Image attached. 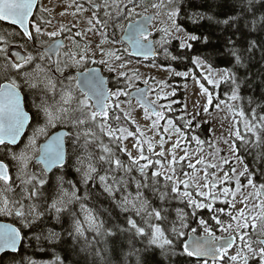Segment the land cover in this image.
<instances>
[{
	"label": "snow or ice",
	"instance_id": "6c2138e0",
	"mask_svg": "<svg viewBox=\"0 0 264 264\" xmlns=\"http://www.w3.org/2000/svg\"><path fill=\"white\" fill-rule=\"evenodd\" d=\"M88 3L92 10L88 31L102 37L96 45L101 55L99 61L94 58L96 52L90 44H84L81 48L79 42H74L75 49L65 50L63 42L53 39L70 29L60 26L57 31L48 32L41 24L50 25L51 21L44 20L42 16L33 19L39 0H0V22L16 26L19 31L12 34L21 35L26 41L32 42V50L20 45L25 47V54L0 47V57L4 60L3 71L15 72V76H6V82L0 83V216L12 217L21 225L0 224V254L19 252L28 235L25 229H35L44 222L46 216L60 223L61 214L68 211L70 204L81 199L77 195L75 183L67 181L70 189L64 187L66 170L74 168L85 188L90 181H98L117 207L129 213L126 217L127 227L122 231L146 239L149 248H159L162 253L174 252L179 241L182 249L180 254L192 258L190 264H264V182L257 184L247 165L240 172L232 167L231 176L225 172L218 181L215 173L210 176L207 172L209 167L215 168L217 165L207 164L203 158L192 163L186 148L183 149L185 155L178 159L176 149L186 137L172 119H168L164 126L159 124L160 120L165 119V113L154 106L155 101L145 99L147 92L144 89L137 90L135 96L137 103L144 109L145 119L156 117L151 129L159 134L160 127H163L164 133L171 132L178 139L169 150L171 159L165 163L161 159L165 157V138L161 136L160 151L156 152L151 140L137 127L139 138L133 148L137 149L138 155L133 156L124 141L136 133L125 126L130 113L123 111L121 104L124 101L120 100L122 96L130 97V93L120 88L113 91L99 69L87 68L89 62H98L109 65V72L116 71V67L111 66V60L122 59L116 52L103 48V45L115 42L108 39L107 33L113 13L116 14V23L111 26L118 27L123 33L119 42L127 44L123 52L129 56H143L145 59L155 57L158 46L166 58L176 60L178 57L167 47L174 40H178L177 47L181 51L192 50L198 42L207 45V35L198 34V30L186 31L178 22L182 18V5L187 0H100L99 3L97 0H88ZM87 10L82 7L77 9ZM39 11L44 12L46 9L40 7ZM161 16L167 17V23H161L156 28L160 33L157 40L150 29ZM121 19L130 23L125 26L120 23ZM189 19L193 24H198L202 19L211 21L212 17L194 13ZM231 19L221 23L227 25ZM75 35L82 36V33L76 32ZM229 43L234 42L229 38ZM229 52L235 61L233 67H243L241 50L234 46ZM105 56L109 59H105ZM40 62H48L47 70ZM192 62L206 70L203 79L208 84L218 89L221 83H230L232 88L228 98L232 101L240 99V85L233 68L213 69L201 56H195ZM118 67L127 66L121 63ZM85 68L86 71L83 70ZM70 69H75V73ZM49 72L59 73V76L49 75ZM39 73L44 75L38 82L36 75ZM175 75L186 76L187 73L175 72ZM120 77H125L128 87H131L133 77L119 72L117 82ZM38 83L43 84L39 102L35 99L29 101L23 89H36ZM144 83L147 85L148 81ZM200 87L202 93L207 95L208 105H212V93L203 84ZM161 98L157 93V100ZM221 103L226 101H220L215 107L219 108ZM128 104L130 107L131 99ZM164 107L161 105L160 109ZM227 107L229 111H236L231 104ZM167 108L171 110L170 105ZM204 111L207 112L208 108L205 107ZM238 114L242 118L245 116L243 110H239ZM243 123L244 134L237 128L235 138L242 143L264 146V115L258 116L253 110L250 119H244ZM184 126L190 127L191 121H187ZM22 138H26V143L20 151H16L14 146L20 144ZM192 140L198 145L202 143L196 136H192ZM144 144L148 145L147 151L144 150ZM231 151L236 154L235 143L231 145ZM122 155H126L127 160L122 159ZM153 156L158 158L153 160ZM236 159L243 164L239 156ZM181 161H187V168L193 171H182V166L178 167ZM223 163L228 164L229 160L225 158ZM197 164L203 166L202 184L196 175L199 171ZM12 168L15 169L14 175L11 173ZM133 172L138 173V177L133 176ZM49 173H52L54 183L50 182L52 178ZM181 176L185 178L181 179ZM233 176L236 177L235 189L223 187L217 190L218 184L232 183ZM241 176L246 179V185L241 184ZM132 184L135 185L134 194L129 191ZM243 188H251L252 191L243 195ZM145 190L158 194V206L150 204ZM237 193H240L239 203L243 205L238 210ZM173 200L179 201L184 208H176L175 219H170L167 205ZM217 202L228 205V210L216 207ZM205 210L209 213L207 218L198 215ZM80 212L83 221L74 219L69 235L83 237L85 231L100 235L104 222L83 203L80 204ZM222 216H227L228 220L225 221ZM190 220H195L197 224V227L191 228V234L187 231ZM198 229L202 235L196 234ZM217 230L221 235L216 234ZM104 231L107 235H113L111 230ZM35 238L40 239L39 236ZM44 238L56 243L60 234L49 229ZM234 247L235 254L230 255L229 250ZM28 264H37V261L29 260ZM48 264L64 262L57 256Z\"/></svg>",
	"mask_w": 264,
	"mask_h": 264
},
{
	"label": "trees",
	"instance_id": "16d2710c",
	"mask_svg": "<svg viewBox=\"0 0 264 264\" xmlns=\"http://www.w3.org/2000/svg\"><path fill=\"white\" fill-rule=\"evenodd\" d=\"M194 13L210 16L212 20L202 19L198 24H193L189 17ZM182 17L178 22L186 31L198 30V34L209 37V43L205 45L198 42L192 50L181 51L177 47L178 43L173 42L169 48L178 59L164 61L157 58L156 61L180 72H196L192 59L201 56L214 69L233 68L240 85V99L237 100L236 106L245 114L242 120L250 119L253 110L258 116L264 115V0H187V3L182 5ZM229 18H232L229 24L221 23ZM229 38L234 43H229ZM234 46L241 50L243 67H233L235 61L229 50ZM231 88L230 83H221L218 89L210 87V90L221 99L228 100ZM181 94L178 96L182 97ZM36 98V94L32 93L30 101ZM125 126L130 131L135 130L128 122ZM208 127V124H202L197 131V135H201L204 142L207 141V135L210 133ZM243 129L244 127L241 128L242 135L245 131ZM237 148L238 156L254 174L255 182L257 184L264 182L262 176L264 146L239 141ZM121 158L127 160L125 155ZM72 169L66 170L65 181L72 179L77 183V195L81 199L70 205L67 212L61 214L60 223H56L51 216H46L44 222L35 229H25L28 235L22 242L19 252L3 254L0 264H28L29 260H35L37 264H48L57 256L64 264H190L192 258L180 254L182 249L179 241L176 242L174 252L162 253L159 248H149L146 239L122 231L127 227L126 217L129 213L122 212L97 181H90L87 188L83 184H78L79 178ZM50 178H52L50 182L54 183L52 175ZM150 191L145 190L150 204L158 206L160 204L158 194L154 195ZM85 192H87L86 198ZM50 202L51 199L48 203ZM81 203L92 209L99 220L104 222V229L101 230L100 235L93 231H85L83 237L69 235L73 229L74 219H82L78 210ZM167 207L169 218L175 219V209L184 208V205L173 200ZM198 215L207 218L209 213L205 210ZM190 222V229L197 227L194 220ZM12 223L16 227L21 226L15 221ZM49 229L60 234V239L56 243H50L44 238ZM104 230H111L113 235H107ZM36 236L40 239L37 240Z\"/></svg>",
	"mask_w": 264,
	"mask_h": 264
},
{
	"label": "rangeland",
	"instance_id": "374dc122",
	"mask_svg": "<svg viewBox=\"0 0 264 264\" xmlns=\"http://www.w3.org/2000/svg\"><path fill=\"white\" fill-rule=\"evenodd\" d=\"M74 1H79V0H44L43 8H45L46 10H50L54 19H57L58 22L61 23L60 26L65 27V25H69L71 27V31H70L71 34L74 32L75 33L81 32L82 36H77L78 39L84 42V43H79L81 48L83 47L84 44H90L92 46V50H95L96 52L94 58L97 61H99L101 59V55L99 49H96V45L100 42L101 38H99L98 35L96 36L94 32L88 31V28L90 27V25L88 24V19L92 16V10L91 8H88L86 6H82L83 9H88V10L77 11V9L80 8V6L75 4ZM144 2H148V0H144ZM137 11H142V9H138ZM126 22L127 20L124 19L120 20V23L125 24ZM153 23L155 26L152 27L150 30L153 32V37H155V39L158 40L160 37V33L156 31V28L160 27L161 23L166 24L167 17L161 16L159 20L154 21ZM60 26L54 28V24H51L45 30L48 32L57 31L60 28ZM115 28L116 31L108 30V32L110 31L108 34V39L110 41H115V42L107 43L103 45V48L106 51L116 52V54L120 55L122 59L119 61L114 59L111 60V66L116 67V71H112V72L108 71L109 65L99 63V65H101V69L103 70L104 74L109 78V81L112 83L110 89L115 91L117 88H120L122 90H127L129 93H131L134 90H137L141 86L147 87L149 89L150 91L148 95L149 100L155 101L156 107L159 110L164 111L165 113V119L160 120L159 124L161 126H164L166 125L168 119H172L176 127L180 128L186 137V139L181 140L180 147L176 149V156L178 159L179 157L185 155L183 149L186 148L188 150L192 163L195 164L197 159L203 158L207 164H216L217 167L215 168L209 167L207 169V172L209 173L210 176L211 174L215 173L218 181L220 178L224 176L225 172H229V175L231 176L230 169L232 167H235L237 169V172L242 171L245 164L239 163L236 159V156H238V148L235 155L231 151V145L233 143L237 145V142L240 141L235 138L234 133L236 129L239 128L241 132V128L244 127L242 117L238 114L239 107L236 106L237 101H232L230 99L224 100L221 99L218 95L212 93L210 87L214 88L213 85L208 84L207 81L203 79V74H205L206 70L198 67L196 64H195L196 72L187 71L184 72L187 73L186 76H178L175 75V72H180V71L174 69L173 67L162 65L156 60H153L150 63H148L147 61L133 59L126 52H121L126 46L122 45L117 40L116 37L120 36L121 31L119 30L118 27ZM174 41L178 43V40H174ZM174 41H172V43ZM74 42H78L76 41V38L73 37L69 39L68 49H75ZM167 47L168 50L171 52L169 45H167ZM157 49L159 54L158 58L160 60L165 61L170 59V58H166L163 55V50L159 49L158 46ZM89 54L91 55V51ZM104 58L109 59L107 56H105ZM121 63L125 64L127 67L119 68L118 65ZM119 72H125L127 73L128 77H133L131 87H128V80L125 77H120L119 82H117V76ZM40 74L41 73L36 75V79L38 82L43 78L40 76ZM145 80L148 81L147 85L144 83ZM41 84L42 83H38V85ZM201 84H203L204 87L207 88L210 93H212L213 95L212 105H208L207 95L202 93L200 87ZM157 93H159V95L162 97L159 100H157ZM180 93H182L181 100L176 98L177 94L179 95ZM36 96H37L36 102H39L40 96H38V94H36ZM129 99H130L129 97H123V96L120 97V100L124 101V103L121 104V108L123 109V111L130 113V119L127 122L130 126H132L135 129L132 132L136 133V129L137 127H139V129L144 133V136L149 140H151V142L154 145V150L156 152L160 151L159 140L161 136H163L167 142L164 145L165 157L161 159H163L164 162L167 163V161L171 159V156L169 155V150L172 149L173 144L178 139V137L176 135H173L171 132L164 133L163 127H160L159 134H157L156 130L151 129L152 121L155 120L156 117L151 116L150 119H145L144 109L141 106H139V104L135 100L132 99H131V106L129 107L128 104ZM220 101H226V103H221L220 107L216 108L215 105L220 103ZM228 104H231L233 108L236 109V111L235 112L229 111L227 107ZM161 105L165 107L163 109H160ZM168 105L171 106V110H168L167 108ZM205 107L208 108L207 112L204 111ZM121 115H123V112H121ZM187 121H191L190 127L184 126ZM237 121H239V123H237ZM202 124H208L211 137H209L206 142H204V140L201 139L200 141H202V143L198 145L196 141L192 140V136L197 135V131ZM137 138H139V133H136L134 136L128 137V139L124 141V145L126 146L128 151L132 153L133 156L138 155L137 149L133 148V144L136 142ZM143 147L144 150L147 151L148 145L144 144ZM157 158L158 157L156 156L152 157L153 160ZM225 158L229 160L228 164L223 163V159ZM181 166H182V171L184 172L191 173L193 171L192 169L187 168V161H181V165L178 167ZM196 168L199 170L196 173V175L200 178V182L202 184L204 177L203 166L197 164ZM33 170H38V169H33ZM132 175L138 177L136 172L135 173L133 172ZM184 178L185 177L181 176V179ZM235 179L236 177L233 176L232 183L218 184L217 190L222 189L223 187H230L232 189H235ZM239 179L242 185H246L247 181L244 177L241 176L239 177ZM64 187L70 189V186L67 182L64 184ZM129 191L133 192V194L135 193L134 184L130 186ZM251 191H252L251 188L242 189L243 195H247ZM150 192L152 193V191ZM145 195L147 197L146 192ZM229 199H231V197H229ZM240 199H241V195L240 193H237L236 210L243 207V205L239 203ZM75 202L76 201H74L73 203ZM215 206L225 208L226 211L228 210V205L222 202H217ZM81 216H82L81 221H83V215L81 214ZM223 219L227 221L228 217L223 216ZM187 231L190 232L191 229L189 228ZM216 234L218 236L221 235V233L218 230ZM229 254L230 255L235 254V247L233 249H230ZM250 264H255V262H250Z\"/></svg>",
	"mask_w": 264,
	"mask_h": 264
},
{
	"label": "flooded vegetation",
	"instance_id": "af4514ba",
	"mask_svg": "<svg viewBox=\"0 0 264 264\" xmlns=\"http://www.w3.org/2000/svg\"><path fill=\"white\" fill-rule=\"evenodd\" d=\"M99 2H100V0H97V3H99ZM74 3L77 4V5L80 6V7H82V6H86V7H88V8H91V7L89 6L88 0L74 1ZM43 6H44V0H39V4H38V6H37V9L34 11L33 19L35 20L37 17H41V16H42L44 20L51 21V24H54V28L60 26L61 23H59L57 19H54V17H53V15H52V13L50 12V10H46V11H44V12H40V11H39V8H40V7H43ZM150 12H151V10H150ZM101 15H102V13H101ZM138 18H139V17H136V19H138ZM115 20H116V14L113 13V19H112V21H110V26H109V28L107 29V33H108V34H109V32H110L111 30L116 31V28L113 27V26H111V25H113V24L115 23ZM128 23H130V21H127V22L125 23V26H127ZM51 24H50V25H51ZM50 25H49V24H41V27L44 28V29H46V28H48ZM65 28H66V29H70V31H71V27H70L69 25H65ZM108 30H110V31L108 32ZM18 31H19V30H18V28H17L16 26H12V25L6 24V23H4V22H0V38H2V39H0V47H8V49H9L10 52H17V51H18V52H20L21 54H25V47H26L27 49H29V50H32V42H28V41H26V38H22L21 35H18V34H12V33H16V32H18ZM70 31H65V32H63L61 35H59V36L53 38V39L56 40V41H61V42H63L64 45L66 46V47H65V50L68 49L69 37H71V38L74 37V38H76V41H78L79 43H84L83 41H81L80 39L77 38V36L75 35V32L71 34ZM88 34H89V33H88ZM89 35H90V34H89ZM95 35H96V36L98 35L99 38H102L98 33H95ZM122 35H123V33L121 32V33H120V36H117V37H116L118 41H120V37H121ZM153 38L155 39V37H153ZM44 39H47V38L45 37ZM174 42H176V41H174ZM121 44H122V43H121ZM20 45H24L25 47H20ZM122 45H124V46L127 47V45H126L125 43H123ZM157 50H158V49H157ZM121 52H123V50H122ZM34 54H35V53H34ZM130 57H132V56H130ZM158 57H159V55H158L155 59H153V60H156ZM132 58H133V57H132ZM13 59H14V58H13ZM133 59H136V58H133ZM137 60L147 61L148 63H150L151 61H153V60H144V59H137ZM34 63H35V62H34ZM40 63L44 64L45 69L47 70L48 62H40ZM3 65H4V60H3L2 57H0V83H2V82H6V81H5V77H6V76H15V72L12 71V70H9L8 73H5V72L3 71ZM29 67H31V66H29ZM87 68H98V69L101 70L102 74H103L104 76H106V75L104 74L103 70L101 69V65H99L98 62L95 63V64L89 62V64L87 65ZM83 70L86 71L87 69L85 68V69H83ZM70 71L73 72V74L75 73V69H70ZM48 74H49V75H53V76H59V73H55V72H49ZM65 74L67 75V73H65ZM43 75H44V73H41V74H40L41 77H43ZM106 77H107V76H106ZM107 78H108V77H107ZM108 82H109V83H108V84H109V88H111L112 84H111V82L109 81V78H108ZM141 87H143V86H141ZM141 87H140V88H141ZM140 88H138V89H140ZM138 89H137V90H138ZM42 91H43V85L41 84V85H38V87H37L36 89H28V88L25 87V88L23 89V94L26 95V96L28 97L29 101H30V99L32 98V93L38 94V96H40V94H41ZM134 91H136V90H134ZM132 92H133V91H132ZM149 93H150V91H149V89H147V97H148ZM130 94H131V93H130ZM36 97H37V96H36ZM176 98H178L179 100H181L182 97H179L178 94H177V97H176ZM36 101H37V98H36ZM155 106H156V105H155ZM53 131H56V130L54 129ZM196 137H197L199 140L202 139L201 135H196ZM209 137H211V136H210V133H208V135H207V138H209ZM24 143H26V138H22L21 143L18 144L17 146H14L15 150H16V151H20V149L23 148ZM245 144H247V143H245ZM236 148H237V145H236ZM239 158H240V157H239ZM9 163L11 164L12 162L9 161ZM243 163H244V162H243ZM72 170H73V169H72ZM54 171H57V170H54ZM13 172H15V169H14V168L11 169V173L14 175ZM73 172H75V174L78 176V174L76 173L75 170H73ZM134 173H135V172H134ZM136 174L138 175V173H136ZM50 175H52V173L49 174V177H50ZM78 178H79V177H78ZM69 181H72L73 183L76 184V186H78L77 183H76L74 180L70 179ZM78 181H79L78 184H82V183L80 182V178H79ZM65 183H66V182H65ZM69 186H70V185H69ZM54 195H55V194H54ZM0 220H1V221H6V222H10L11 224H12V221H15L12 217H3V216L0 217ZM15 222H17V221H15ZM17 223H19V222H17ZM194 223L196 224V221H195V220H194ZM189 225H190V227H191V222H190V221H189ZM196 225H197V224H196ZM190 227H189V228H190ZM190 232H191V231H190ZM201 232H202V231L199 230V232H197L196 234H197V235H202ZM229 252H230V250H229ZM225 259H227V258H225Z\"/></svg>",
	"mask_w": 264,
	"mask_h": 264
},
{
	"label": "water",
	"instance_id": "95a60500",
	"mask_svg": "<svg viewBox=\"0 0 264 264\" xmlns=\"http://www.w3.org/2000/svg\"><path fill=\"white\" fill-rule=\"evenodd\" d=\"M139 19V18H138ZM4 23H6L7 24V22H4ZM126 44V43H125ZM127 45V44H126ZM157 52H158V50H157ZM159 54H157L155 57H151V56H149L147 59H145L143 56H135V55H132V57L133 58H136V59H144V60H153V59H155L157 56H158ZM98 69V68H97ZM100 70V69H99ZM100 73L102 74V72H101V70H100ZM103 75V74H102ZM103 77L106 79V80H108V78L106 77V76H104L103 75ZM108 87H109V84H108ZM140 89H144L146 92H147V87H142V88H140ZM139 90V89H138ZM137 92V90L136 91H133V92H131V94H130V99H132V100H135L136 102H137V100H136V96H135V93ZM145 99L146 100H148L149 102H151L150 100H149V98L146 96L145 97ZM140 106V105H139ZM155 106V105H154ZM156 107V106H155ZM50 174V173H49ZM11 224V223H9V222H6V221H0V224ZM14 226V225H13ZM16 227V226H15ZM189 234H191V232H189ZM185 242H187V237H185ZM6 253H11V252H6ZM6 253H3V254H6ZM3 254H0V258L2 257V255ZM11 254H15V253H11Z\"/></svg>",
	"mask_w": 264,
	"mask_h": 264
},
{
	"label": "bare ground",
	"instance_id": "6f19581e",
	"mask_svg": "<svg viewBox=\"0 0 264 264\" xmlns=\"http://www.w3.org/2000/svg\"><path fill=\"white\" fill-rule=\"evenodd\" d=\"M182 18H183V17H182ZM185 19H186V18H185ZM185 19H184V20H185ZM13 173H14V172H13ZM79 206H80V205H79ZM78 210H80V208H79Z\"/></svg>",
	"mask_w": 264,
	"mask_h": 264
}]
</instances>
